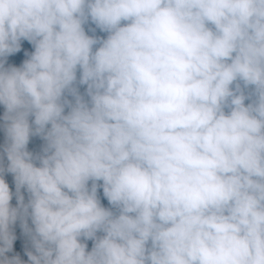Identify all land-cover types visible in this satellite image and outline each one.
<instances>
[{
    "label": "clouds",
    "instance_id": "clouds-1",
    "mask_svg": "<svg viewBox=\"0 0 264 264\" xmlns=\"http://www.w3.org/2000/svg\"><path fill=\"white\" fill-rule=\"evenodd\" d=\"M0 108V264H264V0H0Z\"/></svg>",
    "mask_w": 264,
    "mask_h": 264
},
{
    "label": "trees",
    "instance_id": "trees-1",
    "mask_svg": "<svg viewBox=\"0 0 264 264\" xmlns=\"http://www.w3.org/2000/svg\"><path fill=\"white\" fill-rule=\"evenodd\" d=\"M24 47H25L27 50H29V51L31 50V46L28 45L27 42H24ZM18 56H19V54H18ZM10 59H12V58H10ZM0 113H2V108H0ZM39 143H40V142H39L38 140H34L33 143L30 144V146H29L30 149L33 148V147H35V146H37ZM104 203L106 204L107 202L104 201ZM17 234H18V236H19V228H17ZM19 243H21L20 240H18V244H19ZM18 250H19V249H18ZM23 258H24L25 260L27 259L26 256H24Z\"/></svg>",
    "mask_w": 264,
    "mask_h": 264
}]
</instances>
